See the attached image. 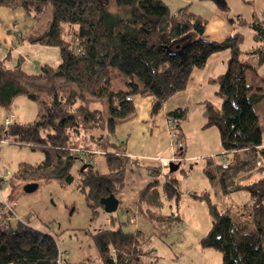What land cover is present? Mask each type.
<instances>
[{
  "label": "trees",
  "instance_id": "obj_1",
  "mask_svg": "<svg viewBox=\"0 0 264 264\" xmlns=\"http://www.w3.org/2000/svg\"><path fill=\"white\" fill-rule=\"evenodd\" d=\"M48 5L52 6L49 27L42 34L32 33L30 39L57 47L61 62L56 66L46 63L38 73H30L22 67V60L13 67L0 61V107L9 112L7 117L19 95L42 98L37 119L0 124V139L10 138L44 152L40 162L22 163L14 171L15 186L77 179L78 189L90 202L93 214H98L96 207L104 209L101 198L112 193L117 196L124 186L130 158L123 144L110 138L116 135V125L134 114L132 95H151L153 111H158L186 89L194 69L204 68L213 54L228 51V71L212 79L218 84L221 104L203 102V127L218 128L224 156L239 150L249 154L226 166L217 165V172L208 174L210 178L219 176L225 190L238 178L234 189H246L248 202L234 213L230 208L221 211L203 190L198 196L208 202L213 221L200 243L219 249L223 264H264V125L255 110L264 99V77L250 62L264 64L263 21L242 18L243 24L253 27L256 41L243 50L245 36L240 31L220 42L206 40L203 34L208 20L190 5L172 11L165 0H0V6L23 8L35 18ZM188 33L195 36L181 43ZM113 74L123 89L112 87ZM167 115L176 120L175 140L179 153L183 152L185 136L179 122L186 117L187 108H176ZM94 151L105 152L108 172L101 174L88 163L77 169L76 177L74 164L84 153ZM170 174L168 171L164 181H152L138 202L145 206L143 212L151 222L156 219L163 226L182 220L178 211L162 213L165 200L178 202L180 198L177 180ZM9 212L0 201V225ZM115 221L111 214L110 226ZM250 224L252 230H248ZM146 234L141 229L125 230L121 224L100 228L92 235L97 255L70 262L49 231L13 219L5 230L0 227V264H149L143 261L150 253L143 245Z\"/></svg>",
  "mask_w": 264,
  "mask_h": 264
},
{
  "label": "rangeland",
  "instance_id": "obj_2",
  "mask_svg": "<svg viewBox=\"0 0 264 264\" xmlns=\"http://www.w3.org/2000/svg\"><path fill=\"white\" fill-rule=\"evenodd\" d=\"M165 1L172 11L191 4L192 10L203 14L208 20L203 34L204 38L221 40L229 34L240 31L245 36L242 43L243 50L252 48L256 43L253 27L246 23L243 24L241 17L245 15L252 20L257 14V9L252 10L251 14L250 9L254 8L250 6L249 9H244L246 4L241 7V0H220L223 4L218 0ZM227 3L232 8L224 7ZM23 17H18L20 36L25 37L31 33L28 28L30 24H33L37 31H45L51 22L52 6L48 5L39 18L28 13H25ZM194 36L193 33H188L181 39V43L189 41ZM31 46V42L26 39L20 48V53L25 58L22 65L27 71L38 72L45 63L56 66L61 62L57 47L41 44L33 48ZM250 62L258 66L260 74L264 77V64L258 65L255 61ZM112 87L116 90L124 88L115 74L112 75ZM213 88L217 86L209 85L205 89V94L211 97L210 99L216 100ZM41 100L42 98L37 100L23 94L19 95L12 106V113L16 120L28 122L37 119L42 105ZM198 108L200 110V107ZM198 108L192 106L186 119L188 120L186 138L183 143L185 152L182 155L184 160L180 167L170 174V178L177 180L175 183L180 194L179 201L166 200L162 209L165 214L178 211L182 220L175 221L171 226L160 225L156 219L149 224V231L146 234L147 241L143 243L144 249L150 252L144 256L143 261L149 264H223V254L219 249L203 247L200 243V239L211 227L213 218L208 209V202L198 195L206 190L221 211L230 208L233 213L248 202L246 189H234L238 178L232 181L234 184L229 180V190H225L219 176L210 178L208 171L217 172L214 167L216 164L224 165L233 158L245 157L249 153L239 150L235 152V155L229 153L224 156L220 151L218 128L213 126L203 131L198 129V126H194ZM255 110L260 117L261 124L264 125V99L255 105ZM8 115L9 112L0 107V124L6 122ZM118 138V136H112L110 140L117 143ZM190 156L192 158H189ZM42 159H44V152L39 148L33 149L26 144L14 143L10 138L0 139V179L4 197L23 222L37 229L49 231L56 238L62 255L70 262L81 261L89 255L96 256L97 247L92 235L100 228L109 227L108 219L111 218V213L106 212L100 205L95 208L98 214L94 215L90 202L77 187V179L72 183L59 179L41 182L38 188L31 192H26L24 185L15 186L18 182L13 180L14 171L22 163H37ZM88 163H93L95 169L101 173L107 171L105 153L94 152L84 153L82 159L74 164L72 173L77 177V169ZM166 170L167 177L169 165ZM129 172L130 185L133 188L130 189L128 186L122 191L125 203H121L112 215L117 217L118 225L121 224L125 230L134 231L135 226L129 223V219L134 215L133 211L124 212L122 207L126 204L133 206L137 198L138 186H132L136 185L132 181L135 179L139 181L137 182L139 185H145L149 178L145 166H137L135 171ZM137 216L146 219L140 214ZM252 229L253 225L250 224L248 230Z\"/></svg>",
  "mask_w": 264,
  "mask_h": 264
},
{
  "label": "crops",
  "instance_id": "obj_3",
  "mask_svg": "<svg viewBox=\"0 0 264 264\" xmlns=\"http://www.w3.org/2000/svg\"><path fill=\"white\" fill-rule=\"evenodd\" d=\"M241 2H242L241 7H244V5L246 4L244 9H249L250 6L254 8V9H250L251 14H252V10L257 9V14L255 15L254 18H259L262 21L264 20V0H241ZM188 5H190L191 7V4ZM226 5L228 9L232 8L230 4L227 3ZM25 13L27 12L20 7L12 9L5 6H0V61H5L8 67H13L17 65L19 60H22V64L24 63L25 58L20 53V48L22 46V43L26 39L29 42H31L32 44L31 48L40 44L46 45L38 41L36 42L31 41L30 36L34 32L36 34H42L47 29H45V31H37L36 27L33 24H30L29 25L30 27L28 28L30 30L29 32L31 33L28 36L24 37L18 34L19 30H21L18 27L19 26L18 17L20 16L21 18H24L23 16L25 15ZM243 16L244 17H241V19L243 18V21L244 20L251 21L250 18H247L245 15ZM227 36L224 39H226ZM205 39L210 41H218V42L224 40V39L211 40L207 38ZM230 58H231V54L228 51H223L213 54L209 58L204 68L201 69L196 68L193 70L186 89L174 95L167 102H164L162 108L158 111H153V100L151 95H142V94L132 95V100L135 106V112L130 118L120 121L116 125L115 136L119 137L118 142L123 144L124 151L126 152L127 156L130 158V162L126 165V169H125L124 186L117 195L119 199L118 208L120 207L121 203L124 202L122 191L128 186L130 187V189L133 188V187L131 188L130 185L131 183L129 179L131 176L129 171H135L137 166H145L148 170L149 181L147 184L139 185L137 183L139 181L135 179L134 181H132L133 183H136V185H132V186H138L136 192L137 198L134 202V205L130 206L126 204L125 207H122L124 212H126L127 210L133 211L132 213L134 215L131 216V218L129 219V223L135 226L134 231L141 229L142 231L144 230L148 232L149 224H152V222L149 220V217L143 212L145 206L139 205L138 203L142 190L145 189L155 179L164 181L166 178H168V176L166 177V173H167L166 168L170 162H175L179 164L180 167L181 162L184 160L182 155L184 154L185 150L179 153L176 140H173L171 138L170 131H175V129L173 130L174 124L169 123V117L167 115L168 112L179 107L187 108L186 117L179 122L181 125V129L184 132V136L186 135V128L188 122V120L186 121V119L188 118L187 116L192 106H196L197 108L200 107V110L199 108L197 110L198 114L195 118L196 125L194 126H198V129H201L203 131H206V129L210 128V127L208 128L203 127L206 122L203 102L205 100H210L216 103L217 105L221 104V98L217 94L218 84L214 83L212 79L228 71ZM38 72H30V73H38ZM209 85H212L213 87L217 86V88L212 89L216 100L210 99L211 97H207V94H205V89ZM11 115L16 120L14 114L12 113ZM7 118L8 117H6V119ZM193 130H195V128ZM220 151L221 153L223 152L221 149V145H220ZM189 158L192 157L190 156ZM144 160H148L149 162ZM232 160H234V158ZM232 160L229 163H231ZM229 163H226L224 165L226 166ZM217 165L219 164H216L214 167H217ZM154 170H157L158 173L157 172L155 173ZM107 172H108V166H107V171L100 173L104 174ZM152 172H154V174ZM169 172L172 174L174 171L171 172L169 168ZM168 201H172V200H168ZM165 204H166V200H165ZM137 214L144 216L146 219L137 216ZM115 218L117 220L116 216H114V219ZM110 220L111 218L108 219L109 227L118 226L117 221H115L114 226L113 225L110 226Z\"/></svg>",
  "mask_w": 264,
  "mask_h": 264
},
{
  "label": "water",
  "instance_id": "obj_4",
  "mask_svg": "<svg viewBox=\"0 0 264 264\" xmlns=\"http://www.w3.org/2000/svg\"><path fill=\"white\" fill-rule=\"evenodd\" d=\"M263 24H264V20H263ZM87 165L88 164H84V166H82V169L86 168ZM169 168H170V171L173 172L179 168V164H177L175 162H170ZM38 186H39L38 182H28V183L24 184V190L26 192H31V191L36 190L38 188ZM100 202L104 206V210L108 213H112V212L116 211L118 209V206H119V199L113 193L108 195V196L102 197Z\"/></svg>",
  "mask_w": 264,
  "mask_h": 264
},
{
  "label": "built area",
  "instance_id": "obj_5",
  "mask_svg": "<svg viewBox=\"0 0 264 264\" xmlns=\"http://www.w3.org/2000/svg\"><path fill=\"white\" fill-rule=\"evenodd\" d=\"M14 119V117L11 115L9 116L7 119H6V122H10ZM169 123L170 124H174L176 123V120L175 119H169ZM171 133V138L173 140H175L177 138V132L176 131H170ZM87 152H92V151H87ZM94 152H101V153H105L104 151H94ZM1 184H2V181L0 179V201L1 202H4V204L9 208L10 212L8 213V216L6 218H4V220L2 221L0 227L2 230H5L7 227H8V224L11 220L13 219H21L19 217L18 214H16L14 212V209L13 207L7 202L6 198L4 197L3 193H2V189H1ZM59 264H61V261H59Z\"/></svg>",
  "mask_w": 264,
  "mask_h": 264
}]
</instances>
